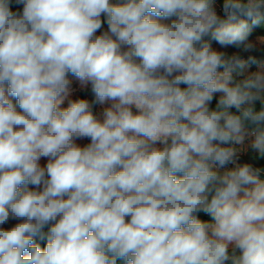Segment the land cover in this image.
Instances as JSON below:
<instances>
[{
  "label": "clouds",
  "instance_id": "1",
  "mask_svg": "<svg viewBox=\"0 0 264 264\" xmlns=\"http://www.w3.org/2000/svg\"><path fill=\"white\" fill-rule=\"evenodd\" d=\"M262 24L0 0V264H264Z\"/></svg>",
  "mask_w": 264,
  "mask_h": 264
},
{
  "label": "rangeland",
  "instance_id": "2",
  "mask_svg": "<svg viewBox=\"0 0 264 264\" xmlns=\"http://www.w3.org/2000/svg\"><path fill=\"white\" fill-rule=\"evenodd\" d=\"M249 23H251L249 21ZM257 32H264V24L260 25V26H257L254 31H253V36H255L257 34ZM251 38V37H250Z\"/></svg>",
  "mask_w": 264,
  "mask_h": 264
},
{
  "label": "trees",
  "instance_id": "3",
  "mask_svg": "<svg viewBox=\"0 0 264 264\" xmlns=\"http://www.w3.org/2000/svg\"><path fill=\"white\" fill-rule=\"evenodd\" d=\"M208 217H205V219H207Z\"/></svg>",
  "mask_w": 264,
  "mask_h": 264
}]
</instances>
